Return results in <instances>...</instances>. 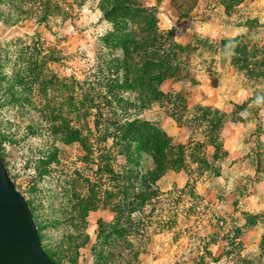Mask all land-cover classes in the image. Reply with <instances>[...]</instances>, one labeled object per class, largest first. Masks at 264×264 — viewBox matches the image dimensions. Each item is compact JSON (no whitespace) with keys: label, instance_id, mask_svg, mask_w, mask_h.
I'll use <instances>...</instances> for the list:
<instances>
[{"label":"rangeland","instance_id":"1","mask_svg":"<svg viewBox=\"0 0 264 264\" xmlns=\"http://www.w3.org/2000/svg\"><path fill=\"white\" fill-rule=\"evenodd\" d=\"M132 1L152 9L159 30L170 31L181 46L174 58L177 76L161 82V95L178 93L182 100L187 98L189 107L212 106L202 101L232 105L230 120L243 129L238 132L241 138L261 133L264 124L258 115L263 107L260 94L264 95V0ZM112 3L0 0L1 153L42 227L43 245L58 250L57 257L64 258L63 264H69L71 258L78 264H91V247L99 224L111 221L118 212L115 207L102 209L91 202L81 236L68 220L70 190H85L78 174L95 180L99 161L104 168L126 162L127 141L112 136L103 140L106 131L117 129V124L125 120L139 118L158 123L173 145H177L175 139L178 141L180 135L185 138L183 144L205 139L193 125H178L167 114L172 106L165 102L142 109V89L138 85L115 86L126 67L134 71L131 78L136 81L148 78L146 46L140 43L151 17L135 9L136 5L114 8L108 17L105 10L110 11ZM116 37L134 40L122 44ZM236 39L251 53L250 63H257L256 69L262 73L259 78L251 81L244 69L231 64V47ZM247 93L254 98H247ZM177 114L181 121L191 122L194 111L180 107ZM67 126L87 136L85 147L79 142L60 141ZM90 144L93 160L86 161L85 151ZM100 151L105 154L101 160L97 158ZM54 152L56 160L47 164L48 172H43L41 161L47 162ZM205 154L212 159L208 147ZM249 160L254 162L255 157ZM150 166L147 159L141 164L144 169ZM185 166L191 170L188 180L195 197L187 188L173 227L152 236L138 264H196L204 246L217 258H206L205 264H264V209L251 214L256 218L257 231L246 236L249 243L245 244L246 212L234 211L228 187L219 177L222 166L199 170L191 161ZM173 183L174 172L158 183L167 194L166 201L177 199L186 185L177 188ZM236 226H241L240 233L232 231ZM77 241L80 248L75 247Z\"/></svg>","mask_w":264,"mask_h":264},{"label":"trees","instance_id":"2","mask_svg":"<svg viewBox=\"0 0 264 264\" xmlns=\"http://www.w3.org/2000/svg\"><path fill=\"white\" fill-rule=\"evenodd\" d=\"M160 1L158 0V2ZM112 2L111 10H105L108 17L114 8L129 9L134 7L132 5H136L135 9L151 17L147 22L149 26L147 31L145 30L146 34L140 43L146 46L147 61L145 62L147 65H145L148 78L136 81L131 78L134 71L130 67H126L123 71V78L115 80V86L134 87L138 85L142 89L140 102L142 109L150 108L156 103L163 105L165 102L172 106V110L169 109L167 114L178 125L187 124L190 127L193 125L200 130L205 138L203 141L192 140L187 144L173 145L169 142L167 133L158 123L139 118L128 119L123 123H118L117 129L108 131V133L106 131L102 135L103 140L107 136H112L115 140L127 141L128 146L124 151L126 162L123 165L118 164L116 168H104L98 160V168L94 171L95 180L90 179L89 175H83L82 172L78 174V179L84 183L85 190L78 191L74 188L70 190L71 215L68 219L70 224L78 230V236H81L87 227L91 202L102 209L115 207L118 210L117 215L111 221L99 224L95 243L91 247L93 258L91 264H138L140 257L146 253L152 236L164 233L173 227L175 217L181 210L179 201L187 188L195 197L193 184L189 179L186 185L179 190L180 195L177 199L166 201L167 194L159 186V181L169 172H179L188 161L197 163L199 170L213 169L212 163L219 158L222 151V142L213 133V127L223 121L224 116L212 106L198 104L189 107L187 98L184 97L182 100V95L178 93L168 96L161 95L159 92L161 82L177 76L178 70L174 65V58L181 46L174 41L170 31L159 30L152 9L142 8L132 0H112ZM110 37L111 34H108L107 38ZM116 40L125 44V41L133 42L134 39L116 37ZM233 42L235 44L231 47L233 54L231 64L237 69H244L249 80L259 78L262 73L256 69V62L250 63L251 53L246 50V46L241 44L240 39ZM242 62H244L243 65H241ZM254 95L255 98L258 97L256 91ZM263 96L260 94L261 106H264ZM176 100L179 102L177 103ZM179 103L182 105L180 106ZM180 107L181 110L194 111L191 122L190 119L181 121L177 114ZM63 129L66 130V133L60 137L61 142L64 144L79 142L85 147L87 136H83L70 126ZM207 146H211L214 150L211 160L204 154V149ZM85 152L84 160L92 161V144L86 147ZM56 155L57 153L54 152L47 162L41 161L45 166L42 169L43 172H48L46 166L49 162L56 160ZM103 157L105 154L100 151L97 158L101 160ZM146 159L151 162V166L144 169L141 164ZM167 202H169V207ZM245 216L246 224L250 225L256 222L254 215L246 213ZM36 224L42 241L40 233L42 227L39 223L36 222ZM240 230L241 228L236 226L232 231L240 233ZM75 247L80 248L79 241L76 242ZM44 248L52 259L63 264L64 258L57 257L58 250L47 249L45 246ZM206 258L217 259L213 257L210 249L204 246L196 264H205ZM68 263L78 264L73 258L69 259Z\"/></svg>","mask_w":264,"mask_h":264},{"label":"crops","instance_id":"3","mask_svg":"<svg viewBox=\"0 0 264 264\" xmlns=\"http://www.w3.org/2000/svg\"><path fill=\"white\" fill-rule=\"evenodd\" d=\"M247 94V98H254L253 95ZM202 103L212 104V107L218 109L224 116V120L213 127V133L222 142V151L219 158L222 155L223 158H218L219 160L217 159L212 164L214 168H220V166L223 168L219 177L224 180V185L228 187V195L233 201L234 209L236 208L234 211L239 212V214L243 212L256 214L264 209V150L260 148V146L264 147V130L261 133L252 135L250 138L243 139L238 133L243 129H239V124H236L237 121L230 120L234 112L232 105L229 107L225 103H211L208 101H202ZM261 110L258 119L264 124V111L262 113ZM178 130L182 131L183 129L178 128ZM175 140V144H181L185 141V138L180 135V139ZM207 147L208 151L213 153L212 147ZM253 156L255 157L254 162L249 160V157ZM210 157L212 158V154ZM207 158L209 159V157ZM190 171L188 166H184L179 172H174L173 186L182 188L188 181ZM237 201L240 202L237 203ZM243 226H246L243 230V232H246L243 238L247 240L245 244H248L249 241L246 236L257 231V222L250 225L244 223Z\"/></svg>","mask_w":264,"mask_h":264},{"label":"water","instance_id":"4","mask_svg":"<svg viewBox=\"0 0 264 264\" xmlns=\"http://www.w3.org/2000/svg\"><path fill=\"white\" fill-rule=\"evenodd\" d=\"M0 264H59L46 252L31 206L13 181L1 148Z\"/></svg>","mask_w":264,"mask_h":264}]
</instances>
